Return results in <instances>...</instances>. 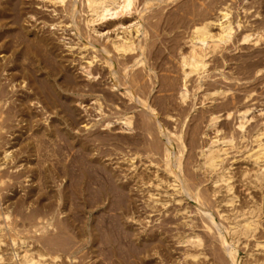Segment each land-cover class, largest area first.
<instances>
[{"label":"bare ground","instance_id":"bare-ground-1","mask_svg":"<svg viewBox=\"0 0 264 264\" xmlns=\"http://www.w3.org/2000/svg\"><path fill=\"white\" fill-rule=\"evenodd\" d=\"M11 1L12 0H10V2H7V4H10ZM47 1L52 2L53 4H59V6L66 3V0H47ZM164 1H166V0H70L68 6L65 7V8H67V10L66 9L65 10L69 14V18H71L70 22H72V19L75 16V13L80 12V19H81L83 25L85 26V28L89 32L93 33L96 38L92 37L93 36L92 35L91 37L94 38L93 41H92V39L89 40L88 39L89 35L87 33L88 31L87 32L85 30H84V32L80 31V29L82 27L80 28L78 26V23L80 22L79 24H81V21H79L77 23L75 20V22H73L75 24L74 34L77 36L78 40L81 39L82 41L78 42V44H77V42H74V43L73 42H71V43L66 42L67 43L66 45L68 46V48H71L74 45L78 46L77 47L78 53L81 56L80 60L85 59V61L80 62L78 64L79 69L81 71L80 73L83 74V77L85 79H87V80L96 79L98 77L97 76L98 72H95V73L92 72L93 70H91V65L96 60H98V61L102 60V63H103L102 65L106 64L108 66V69H109V75L108 74H106V75H107L108 80H110V82H109L110 84L109 85L106 84V86L107 87L109 86L110 89H113L112 91L117 89L119 91V93L122 94L129 101V103H130V101L136 102V100H137V102H138L137 105L140 106V108H142V110L140 109V112H138V115L141 114V120H142V124L144 126L143 129L146 131L147 137H148V139H146V140L144 139V142L147 144V143H149V140L151 139L152 140L151 142H153V143L155 142L154 145L156 143H158V147L160 145V149H161L160 155H162L163 160H164V166H165L164 169L168 172V175H170L168 177L169 178L168 181L166 179H165V181L168 183V186H170L174 189L172 192L180 194L182 191L183 192L187 191L188 196L192 197L195 201L198 202L199 205H198V208L196 210L195 209L194 210L193 209L192 210H185L184 208L183 209L176 208V210H175L176 215H177V213L182 214L181 218L184 220L181 221V224H182L183 228H186V229H184L183 231H180L176 234L171 232L173 238L175 237L174 238L175 241L174 240L172 241V239H173L172 237H170L169 239L172 238L170 241H172L174 243L177 242L178 244L181 243V245L187 244V246L184 247V250H183V248L181 249V247H182L181 245H180L181 247H179V249L183 250V252L180 254L181 259L179 258L180 259L179 261L181 263H185V262L187 263V261L188 262L190 261L191 263H194V264H208V260H209L208 257H206L207 254H205L202 251V248H204V245H205V243L203 244V240H204L203 237L205 236V234L203 236H201L202 232L200 231L201 232V235H200L198 230L196 231V226L198 227V225L195 224V222L197 220L194 222L193 219L195 217L193 218L190 215L191 213L192 214L193 213L197 214V212L199 213L200 210H202L201 207L203 208L204 206H206L205 203L208 201V199L204 198L205 197L204 195L201 196V194L198 192V190H200V189H198L197 191H194V189H191L189 187L190 184H188L189 186L185 185V183L187 184L190 181H188L189 179L188 180L183 179L185 177H184V175H181V172H182V167H183L182 164L184 163V162H182V156H183V153L185 152L184 151L185 150L184 138H186V136L183 137V134L184 133L187 134V131L183 132V128L186 129L188 127L187 122L190 121L189 119L187 120V117L189 116L190 112L195 110V100H197L196 102H198L200 105L210 106L207 109H205L204 112H202V113H204L203 115L202 114H199V115L201 118L205 117L204 120H205L206 124L203 121L202 122H203V124H205V127L207 129L209 128L208 129L209 133H210V130H213V135L209 136L208 140L206 139L207 141L206 142L204 141V144L200 146V148L197 152V154H199V156H200V160L197 162L198 164L195 163V165H196V168H198V170L201 169L202 173H204L207 176L210 175V177H211V174H214V176L211 177V179H210V181L212 182V185L214 184L213 187L215 186L214 187L215 189L213 190L214 193H212L213 191H211V193H212L211 195L216 194V192L219 193L220 191H222L224 195H222L218 199L216 198L217 199L216 205H218V206L215 207V209L217 208L216 210H217V213L219 216H217V214L215 213L216 210L214 211V213L216 214L215 216L221 217V220H219L220 218L218 219L220 221V223L216 222L214 220V218L210 214V212L207 213V211L202 210L203 213H205L207 215V218H205V219H204L205 216L203 217V215H201V212L199 214L201 215V219L203 222L205 233L206 234L211 233L212 235H208L210 237L211 236L213 237L215 235L216 236L215 238H217L218 243H219V246L216 245L219 247V251L221 248V251L223 250L225 252V254H227L229 256L231 263L237 264V257H238L237 256V250H238V246H239L238 244L241 241V239L244 240V241H241L242 243H244V242H246V240H248L249 237H254L255 238V244H254L255 248H258V249L260 248L259 249L260 252L261 251H262V253L264 252V240L258 239L255 235L256 229H257L258 224H259V215H260L261 207L259 206V204H257V201H256V203L248 204V203H245L246 200L244 202L245 204L242 203L243 205H240V206H238V204H237V206H236L235 199L237 198L238 195L233 190V181H232V178L235 174L231 170V168H232L231 163H228L227 165H223L222 163H223V160H225L224 158H225L226 154L228 153L227 152L228 148H230V147L232 148L233 146L235 147L236 143H233L234 139L237 137L236 139L239 140V142L241 143L242 140H244L246 138V136H249L251 138L250 140L255 144L253 147H249L250 149L245 150L246 154L244 155L245 158L249 159L253 165V172L251 173V176H252L251 178H253V179H250V180H252L253 186H255L254 188L259 187V188L263 189V187H264V123L260 124V126L253 127L252 130L248 131V133L246 134V131L248 130V129L246 130V128H247L246 124L249 122V120H251L253 118L252 115L251 116L248 115V112L251 110V108L248 106H245V105L242 107L240 106L241 108H239L235 105L237 107L235 109V111L237 113L236 114L237 120H236V127L233 130H236V128H237L238 131L236 130V131H232L233 133L228 134V132H227V134L219 135L220 134L219 132L222 130L220 128V125H219L220 124L219 122L221 121L219 119L220 118V112L218 114L217 108L216 109L213 108V107H218V106H214L217 102L213 105L212 101L214 99H217V97H219V96H221V98H222V96L226 95V92H228L229 88L225 89V88H222V86H223L222 84H219V85L215 84L218 81L214 80V81L210 82L208 80L206 81L205 79L210 77V74H208V71H209V66L211 65V62L215 63V61H218V60H216V56L218 54H220L221 60L220 59L219 60H220V62L222 61V65L223 64L226 65L227 62H230L228 60L234 59L236 61V64L238 63V66L237 65L235 66V67H237L236 68L237 70H239L238 68H240L241 70L243 69L245 72L251 71L252 73L251 72L250 73L253 76L258 75L257 76L258 79L262 78V80H264V72H263L264 71V0H256V2H257L256 8H254V6H255L254 4H256V3H254L253 5L251 3L248 4V1H251V0H248L247 2L245 0H207V1L205 0V2H202L200 5V6H203L202 10H199V7L197 8L198 10H196V11L194 10L196 8H193V7H192L193 9L192 8L189 9V10H194V12L192 11L193 13H191L192 14L191 17H187V18H189V19H187V23L184 24L182 22L183 25H185V27H183V30H184V28L186 29L184 31V34L182 31H180V33L182 32V34H183V36L181 38V39H183V41L180 42V39H177L178 37L176 38L177 40H175L176 43L178 42V44L176 46V51L174 53V55L177 59V61L174 59L177 62V65L175 64V66L177 67V69H176L177 76L175 77V79L173 78L174 83L171 85L172 86L171 89L174 90V95H176L175 103L179 109L178 110V113H179L178 116L179 117L174 118L175 116H173V114H175V113L172 114V112H173L172 109L174 108L173 106L175 103H170L171 98L168 97L167 103L169 105L171 104L172 107L170 108L169 106L168 107L166 106L167 109L163 110V112H164L163 114L165 115V118L160 119L158 117L160 110L157 111L154 104H151L150 103L151 101L150 102L148 101L150 92L154 88H156V82L153 80V78L156 75L153 74V76H152L149 74L151 71L152 65L150 66V64H151L150 63L149 66L146 67V62L144 59H145L147 53L150 54L151 51L154 50V49L152 50L151 48H153L154 45L157 44V43H155V40L158 41L159 40L158 38L160 37V31H159L155 34V36H154L155 38H153V41L152 40H151L152 42L150 41V38H152V37H150V32L148 34V28H147V25L149 24L148 17H150V13H151L149 11L153 8V6H158V4H160L161 2H164ZM188 1H190V0H187V2ZM198 1L200 2V0H198ZM198 1L195 2L197 5H199ZM79 2H80V7L82 6L81 8H79V5H78ZM181 2L183 3V1H181ZM244 2L247 3V5H244ZM253 2H255V1L253 0ZM174 3H177V2H174ZM190 5H192V3H190ZM252 6H253L252 9H254L253 11L250 9ZM175 8H176V6H175ZM183 8H185V7L183 6ZM188 8H189V6H188ZM233 9H235V12H236V14H234L235 16H233V12H232ZM8 10H9L8 6L7 7H4V6L0 7V27L4 26L6 23L4 20L8 17L9 13L6 12ZM65 10H63L62 12H64ZM170 10H171V8H170ZM180 11H181V8H180ZM133 12L135 14H137V16L134 17V14L132 15ZM158 13H159V11H158ZM178 13H179V11H178ZM241 13H243L242 15L244 16L242 18H245V19L241 18V16H242ZM250 13H251L252 17L256 16L253 21H252L253 18L250 21L247 20L248 15H249V17H251ZM129 14H131V16H133V18L128 19L129 23L124 25L126 23L124 18L127 17ZM189 15H190V13L188 14V16ZM180 18H182V17H180ZM180 18H178V19L180 20ZM107 19H111V20L105 21ZM166 19H168V18H166ZM175 20H177V19L175 18ZM58 21H61V20H58ZM100 21L101 22L105 21L104 23H106L105 25L107 27L104 26V28L106 27L108 29L109 27H113V28H111L113 30L112 36H110L108 33L104 34L103 32H100V30L97 28V26L94 25ZM184 21H186V20H184ZM168 22H169V20H168ZM154 23H156V22H154ZM176 23H177V21H176ZM176 23L173 25H176ZM178 23H180V21ZM165 24H167V23H165ZM178 25L183 26L182 24H178ZM149 26H150V24H149ZM154 26H155V24H154ZM179 26H177V28ZM10 27H11V25H10ZM10 27L5 30V33L3 32L4 35L0 36V52H3V54L1 53L2 56L0 57V150H1L0 151V264H5L6 263L5 262L6 261L5 256H10V255L4 254V252L7 251V247L6 248L2 247L4 245L5 246L7 245V243H6L7 241H8V245L11 246L8 249H10L12 252V253H10L11 254L10 258H11L13 264H61L60 262H57V261L59 258H61L62 254H64L63 256L64 257L66 256L67 258L70 259L69 261H71L72 258L76 259V254L79 251L84 250V249H86L85 255H87V256L89 255V257L91 256V257H94L95 259H97L96 261L94 260L95 264H160V263L161 264H168L169 261H171L170 260V254L171 253L169 254L168 251L166 250V246H167L166 243L168 242L167 238L169 237V236H167L168 235L167 233H169L170 230L168 232V230H165L167 227H165L164 225H166V224H161L162 222L165 223L167 218H164V220L161 223H159V226L157 225V227L163 226L162 228H159L160 230H159L158 234H156L155 231H152L150 229L151 231L149 234L144 233L145 236H142L143 234H141V233L139 234V230L137 229V227L134 228L135 224H133L134 227H133V225H132V227L135 230L137 229L136 232L131 228V226L128 227L129 224L126 225L124 223V222H126V219L124 221L123 214L125 211L127 212L126 213L127 215L129 213H131L129 205L131 206L130 203L132 200V198H130V194L132 192H130V194L126 192V188H127L126 187V182H127L126 179H125L126 182H124V180H123V183H125V185H123V184L120 185L121 186L120 189H117L118 187H116V186H118V185L115 186L116 192L110 188L111 191L113 190L115 192L114 196L116 197L115 198L116 201L112 197H111V199H113L115 202H118L117 200H119V203L120 202L122 203L120 205H116V206H119L118 210L120 209V212L117 211V214H115V216H114V214H113L114 212L111 209L112 212H110V213L113 214V216H114V217L112 216L113 218L111 216H109L110 214L108 212L107 213L109 215L106 214L105 208H107L108 205H105V208L103 205L105 204L106 199L109 202V200H108L109 198L108 197L106 198V195H105V198L100 197L101 200L97 199L93 202V205H91L92 208H93V206H98V207L100 206L102 211H105V212H103V214L101 212V214H102L101 216H99L100 213L98 212L99 214H98V217L96 218V217L92 216V214L94 215V213H92V214L90 213L92 208L87 207L85 204V201H88V200L84 199V196L83 197L81 196V195H83V192L81 189L82 187L78 186V188H76V185L78 184L77 181L81 180V178L78 180H77V178L75 179L76 180L75 182L77 184L73 181L74 175L71 178L73 180H71L69 178L72 181V183L74 182V184H76V185H74L75 187H72L73 189H71V191H68L64 187H59V188H62L61 191H58L59 194H53V193H55L54 190H53L54 191L53 193H52V191H51V193H50V191H47V192L44 191V189L47 186L46 185L47 184V177H46L47 176V174H46L47 167L42 166L43 163L45 162V160H42L43 162H41L40 163L41 165H39L40 159L42 158V157H40V159L37 158L38 159L37 165H39V167L37 166V168H35L36 169L35 172H38L36 174L39 175V183H38L39 186H37V188H36L37 190L35 192H33L35 190L34 189L35 187L33 186L34 184L31 183L32 186L34 187V188L32 187L33 189L29 188L30 190L26 191L25 194H21L20 195L21 197H19V195H18L17 200L14 199L16 201L11 200V199H13L12 195L14 194V192L12 195H9L10 193H7V192L12 190V187L15 186V184H18L16 182L19 181L20 178H22L21 176H23L27 170H28L27 172H29V170H30L31 173H33V171H34V170L32 171V169L29 168L30 165L25 166V165H22L20 163V161H22V159H23V156L25 157L27 155V154L24 155V153L34 154L32 147L35 144H36L35 153L37 154V151H39L38 149L36 150V148L39 146L38 145L39 143L38 142L34 143L35 140L32 139L33 137L37 138L39 133H38L37 137L34 136V134L32 136H30V133H29V136L26 135V137H24V138L21 137V135H23L27 131L31 130L34 127V125L40 124L39 123L40 120L41 121L47 120L48 116H46V114L53 112V110H52L53 108H56V110H57V106H61V107H63L64 110H67V111L69 109H71L70 108L71 106H69L70 104L68 105V101L70 100L72 102L73 100H71V99L73 97L70 96L67 92L77 93L79 91L81 92L82 90H86V88L82 89L81 86L83 84L85 85L86 82L87 83H91V82H88L85 80V82L83 81L84 83L80 86L81 82L79 81V79L81 80V78L77 79L78 76L76 77V76H74V74L71 77V75L69 74L71 71L66 72L67 71L65 69L66 67L63 68V66H60V68H58L59 65H58V67L54 66L51 64V62H48V64L49 63L50 64L45 65V66H43L44 63L41 64L40 56L36 52L37 50H35V47L32 46L34 44H36V47H38L39 49L43 48L44 50L43 49L42 50L44 52L48 53L47 56H49V58H51V61H53V63L55 61H58V60H59V62L63 61V59H64V57L62 59V57L58 56V54H57V47L58 46L56 44H54V42H53L54 40H51L48 37V35L46 37L43 35H38L35 39H33V38H29V36H27V34H26L25 36L23 35L24 37L23 36L22 37L16 36L17 40L16 39L13 40L11 38L12 36L10 35V33L12 32V28H10ZM169 27H172V26L169 25ZM160 28H161V26H160ZM172 28L174 29L175 27H172ZM69 30H70V28H69ZM167 31H169V30L167 29ZM153 32H155V31H153ZM20 33H21V31H20ZM176 33L177 34H175V36L178 35L179 32H176ZM180 33H179V35H181ZM175 36H172V37H174V39H175ZM172 39H171V41H172ZM164 41H166V40H164ZM14 42H16V44ZM172 42H174V41H172ZM231 42L232 43H238L240 45L241 44L242 45L243 44L250 45V47H247L248 49L253 47V46L260 47V45L261 46L263 45L262 49H261V47L260 48L257 47L258 49L256 48V50H257L256 53L258 54V51L260 49L259 54H261V52H262V55L261 56H257V55L255 56V54H253V53H255L256 50L252 51V49L254 48L253 47L250 50V53H249V51H248V53L246 52L247 54L251 55L250 57H249V55H247L244 52L249 57V59L241 58L242 54L240 52H238L239 54L236 53L238 55V57L236 54L235 55L231 54L228 56L227 53L225 52V50H227V48L229 47L227 45L230 44ZM162 45H163V43H162ZM164 45H166V44H164ZM87 46H90L95 51H93V52L89 53V55L85 56V54L83 55V53L87 52ZM155 47H157V46L155 45ZM33 48H34V50H33ZM160 49H161V47H160ZM83 50H85V51L83 52ZM96 51H99V53H101V56L99 55L98 59H97L98 52H96ZM157 51L158 52L151 53V54H154V56L159 59L162 56L161 55L162 52H160L159 50H157ZM223 52H225V53H223ZM245 54H244V56H245ZM252 54L257 58L254 59L252 57L253 56ZM43 55L45 56L44 53H43ZM59 55H60V53H59ZM169 55H171V54H169ZM247 56L245 58H247ZM150 57H151V55H150ZM1 60H3V61H1ZM234 60H233V62H234ZM220 62L218 64H220ZM115 63L117 64V66L121 70L119 73V76H120V74H122V79H123L122 81H118L115 78V75H114L115 70L112 68L115 66L114 65ZM58 64H60V63H58ZM215 64H212V65H215ZM231 64H230V66L234 67V65H231ZM137 65H139L140 67L138 66L139 67L138 68ZM227 65H229V64H227ZM155 66H157V65H155ZM158 66H160V64H158ZM163 66H164V64H163ZM235 67L233 69H235ZM134 68H137V69L135 71H132V70H134ZM212 68H213V66H212ZM115 69H116V67H115ZM158 69H159V67H158ZM68 70H69V68H68ZM142 70L143 71L148 70L149 73H147V72L143 73ZM166 70L168 71V69H166ZM231 70H232V68H231ZM100 71L103 72L104 70L103 71L100 70ZM224 71H222L220 73L221 79L219 76H218L219 78L218 77L217 78L220 79V82H225L226 80H227V83H228V80H229V82H231L232 81L231 79L234 78L233 73L232 72L227 73ZM160 72H162V71H160ZM146 75L148 76V78L145 80ZM170 75H171V73H170ZM1 76H3V78H1ZM171 76L173 77V75H171ZM194 76L196 77V78H194L195 79L194 84L192 86H190V84L188 82L191 83L192 82L191 78H193ZM234 76H236V75H234ZM244 76H246V75L244 74ZM104 77H105V75H104ZM158 77L160 78L161 76H158ZM236 77H238V76H236ZM162 78H161V80H162ZM2 79L4 80V82H2L3 81ZM102 79H104V78H102ZM102 79H100V80H102ZM156 80L159 81L160 79H156ZM167 81L169 82V80H167ZM258 81H256V83L259 84ZM17 82H18L19 87L26 90V91L22 90L23 96H21L20 98H15L13 96V95H15V94H13L14 92H16V93L18 92L17 91L18 89H16L17 88L16 87ZM92 82H93V80H92ZM107 82L108 81H106L105 83H107ZM98 84H97V87H98ZM84 85L82 87L86 86V85L85 86ZM158 86H157V88H158ZM93 87H94L93 85H90L89 87L87 86V88H89L88 89L89 91H91V90L94 91ZM202 87H203V91L202 92L200 91L201 92L200 96L196 97V92L198 90H200ZM139 88H140V93L142 96L139 95V92L137 91V90H139ZM98 89H99V87L95 90H98ZM100 89H99V92L102 91V89H101V91H100ZM106 89H104L103 91H105ZM154 90H156V89H154ZM245 90H244V92H245ZM247 90H249V88ZM250 91L251 90H249V92L246 94L243 93L245 95L244 96L242 95L243 96L242 101L246 100V98L249 99L248 97L253 93ZM83 92H85V91H83ZM107 93L109 94L108 89H107ZM166 93L168 94L170 92L168 91ZM115 94H117V92ZM79 95L81 97V94H79ZM79 95H76V96H79ZM98 95H99V93H98ZM157 95H159V94H156V96ZM197 95H198V93H197ZM15 96H17V95H15ZM96 96L94 94L93 97L92 96H90V97L96 98ZM17 97H19V96H17ZM113 97L114 96H112V98ZM119 97H120V95H119ZM155 97L153 96L152 99H154ZM241 97H237V98H241ZM102 98H103V96H102ZM105 98H107V97L105 96ZM108 98L111 99L109 96H108ZM114 98H116V97H114ZM121 98L123 99L122 96H121ZM221 98L219 97L218 99H221ZM230 98H229V100H230ZM16 99H18L17 102H16ZM109 99H107V100H109ZM77 100H79V98ZM83 100L84 99L82 98V101H80V102H83ZM96 100H97V109L101 110L102 109L101 105L103 103L99 102L98 99H96ZM111 100L114 101V99H111ZM159 100H160V98H159ZM161 100H162V98H161ZM231 101L233 102L232 99H231ZM236 101H238V100H236ZM153 102H155V101H153ZM221 102H222V106H224L225 107L224 109L226 110V112H224V113H226L225 115L227 117L228 116L230 117V114L232 111V110L230 111L231 108L227 107L228 104L226 101L225 102L221 101ZM232 102L231 103L229 102V103L233 104L234 102L233 103ZM131 103H132V106L135 105V103L134 104H133V102H131ZM237 103H239V102H237ZM243 103H245V102H243ZM243 103H241V104H243ZM32 105H35L34 108L36 110L33 109ZM114 105L116 107L115 108V110H116L118 108L117 104H114ZM218 105H219V103H218ZM138 106H137V108H139ZM231 106H234V105H230V107ZM108 107H109V105H108ZM37 108H39V109L37 110ZM136 109L134 111H136ZM98 110H96V111L98 112ZM220 110H223V109H220ZM134 111H133L132 107H129V106H123L122 107L121 106L120 111H119L120 114L117 115L118 117L116 119V122L119 124V125L117 124L118 128H117L116 124L114 123L115 119H113V121H112V119L106 120L105 122L102 123V125L107 130H111L109 128H111V126L114 123L115 126L114 125L113 126L116 127L117 130H119V131L125 132L127 134L132 133V132L135 133L136 131L134 132V129H135L134 123L136 120H134V119H136V116L134 115ZM110 112L113 113L111 110H109V113ZM114 112L116 113V111H114ZM261 112L264 116V107H263ZM135 113L137 114V112H135ZM58 115H60V114H58ZM76 115H78V114H76ZM161 116H163V115L161 114ZM226 116H225V118H227ZM72 118H73V116H72ZM65 119H67V118H65ZM63 120H64V118H63ZM74 120H75V118H74ZM196 120L198 121V118ZM56 121H57V119H56ZM67 121H66V124L69 126L71 122L68 123L69 121L68 122ZM195 123L201 124V121L195 122ZM195 123H193V124H195ZM198 124L196 126L195 125L194 126L195 127L198 126V128H199ZM56 125H57V123H56ZM138 125H140V124H138ZM169 125H170V128L168 127ZM190 125H189V127H190ZM41 126H42V124H41ZM41 126L38 127V125H37L35 128L44 127V126H42V127ZM52 126L53 125L51 123H48V126L44 127L45 130L44 129L43 130H44V136L47 137L46 138L47 141L51 140V142L52 141L54 142V140H53L54 138L52 139V136H53L55 130L52 128ZM194 126L192 128H194ZM70 128H72V127H70ZM192 128H191V130L187 128L188 130H190L189 131L190 133L193 132L192 130H194ZM248 128L250 129L251 126H249ZM202 130H205V128H203ZM94 131L96 132V130H94ZM122 132H120V133H122ZM237 132H238V134L234 135V133H237ZM63 133L66 134V131H64ZM97 133H99V132H97ZM125 133H122V134H125ZM99 134H100V137L103 136V135L101 136V133H99ZM193 134H191V136ZM40 135H41V133H40ZM56 135H57V133H56ZM60 135H62V133H60ZM95 135H97V134L95 133ZM118 135L120 137V134H118ZM130 135H128L125 138L121 137L122 143H124V144H122L121 142H120V144L123 145V148H124L125 144L127 145V147H129V146L135 147L136 146V148H137L138 146H140L142 141H143L142 140L143 138L140 137V139H138L135 137H131ZM135 135H138V132L135 133ZM194 135H196V134H194ZM74 136H73V138H74ZM91 136H93L95 138L94 134ZM110 136L112 137L114 135H110ZM125 136H126V134H125ZM162 136H165V141H162ZM194 137H196V136H194ZM44 138H41V137L39 138L40 144L42 143V141H43L42 139H44ZM59 138H60V136H59ZM85 138H86V135H85ZM87 138H89V137H87ZM108 138H110V137L107 136V139ZM116 138L114 137L113 140ZM97 139H99L98 136H97ZM80 140H82V138ZM93 140H94V142H96L95 139L90 140V142ZM12 141H14V142H12ZM63 141H64V139H63ZM85 141H83V143ZM110 141L111 140H109V142ZM188 141L192 142L191 138H190V140L188 139ZM188 141H187V143H188ZM194 141H196V140H194ZM51 142H49V143H51ZM87 142H88V140H87ZM114 142H115V140H114ZM43 143H46V142L43 141ZM49 143H47V144H49ZM66 143H67V141H66ZM69 143H70V145L72 144L71 141ZM78 143L75 145L78 146L79 145ZM64 144H65V142H64ZM199 144L200 143H198V145ZM16 145H18V148L16 150L13 148L15 150L14 151L12 149V147H14ZM67 145L69 146L68 143H67ZM90 145L91 144H87V146H90ZM100 145H101V143H100ZM105 145H106V143H105ZM110 145H112V143H110ZM113 145H115V144H113ZM117 145H116V147H117ZM198 145H195V146H198ZM62 146H64V145H62ZM84 146H85V144H84ZM188 146H190V145H188ZM71 147H73V146L71 145ZM94 147H96V146H94ZM116 147H114V148H116ZM118 147H119V145H118ZM147 147H146V149H147ZM69 148H67V149H69ZM58 149L61 150V148H57V150L55 149L56 153L59 151ZM75 149H76V147L74 146V150ZM79 149L83 150V147L77 149V151H79V153H80ZM88 149H90V148H88ZM121 149L122 148H120V150ZM128 149L129 148H127L126 152H128ZM135 149L134 148L129 149V150H134V152L131 153V154H133L132 155L133 157L129 158L128 160L126 157V160L129 164V167H132V169L134 171L136 169V167H135L136 165H134V164H136V163H135V161L133 162V158L138 159V161L137 160L136 161L139 162V158H136V156H139V152L137 151V149L136 150ZM160 149H158V150H160ZM42 150H44V149H42ZM42 150H41V153H39L41 156L44 154V153H42ZM45 150H46V148H45ZM47 150L45 153H47L49 151V150L48 151ZM99 150H101L102 152H105L102 149H99ZM67 151L65 149L66 153H67ZM91 151H92V149H91ZM191 151H192V149H191ZM59 152H60V154L62 153L61 151H59ZM69 152L71 154V152H73V151H69ZM140 152L143 153V151H140ZM48 153L53 154V152H48ZM82 153L83 152H81L80 155ZM84 153H86V152H84ZM84 153H83L82 160H84L86 158V157L84 158ZM152 153H153V151H152ZM152 153H149V155ZM107 154H108V151H107ZM129 154H130V152H129ZM54 155H55V153L53 154V156ZM75 155L77 157L78 152ZM80 155H78V156H80ZM143 155H144V153H143ZM28 156L29 155H27V157ZM51 156L49 157V155H48V157H49L48 159H51ZM92 156L95 157L94 155H92ZM145 156H148V155H145ZM199 156H197V157H199ZM44 157L46 158L47 155ZM65 157H67V156H65ZM71 157H73V156H71ZM124 157H125V155L121 158L123 159ZM150 157H152L154 159V156H150ZM68 158H69V156H68ZM68 158H66V159H68ZM78 158H81V157H78ZM172 158H174V161ZM190 158H192V157H190ZM25 159L28 160L26 157H25ZM54 159H56V158H54ZM58 159L59 158H57V161H59ZM31 160H32V158H31ZM94 160H96V159L94 158ZM154 160H156V159H154ZM190 160H192V159H190ZM190 160H188V161L190 162ZM68 161H67V163H68ZM73 161H75V160H73ZM90 161L91 160H88L87 162H89V164H90ZM48 163H50V161ZM54 163L56 165V160H55V162H53V164ZM57 163H59V162H57ZM64 163H62V164H64ZM70 163H68V164H70ZM73 163H75V162H73ZM73 163L71 164L72 167L74 165ZM191 163H194V162L191 161ZM44 164H46V163H44ZM84 164H86V163H84ZM98 164H100L102 166L103 163L101 162ZM121 164H123V163H121ZM142 164H143V162H142ZM151 164L152 165H150V166H153V165L155 166L154 163L151 162ZM48 165H51V163ZM80 165H77V166L75 165V166L80 167V168L84 166L83 170L86 172V169H85L86 165H83V166H80ZM88 165H87V168L90 167V169H91L92 165L91 166H88ZM104 165L105 164H103V168L107 169L106 167H104ZM56 166H58V164ZM66 166H67V164H66ZM101 166L100 167L98 166L99 168L96 166L95 167L92 166L93 173H96V175L90 174L91 176L89 177V181H88L89 187H92L93 183H94V185L96 183L98 188H99L98 184L104 183V182L101 183V181L104 180L103 179L104 176H103L102 172H105L107 174H108V172L105 171ZM125 166H126V164H125ZM150 166H148L149 169H150ZM52 167H54V166H52ZM58 167H56V168L58 169ZM144 167H146V166H144ZM63 168L65 169L64 166H63ZM155 168H157V167L155 166L154 169ZM184 168L185 167H183V169ZM74 169H72V170H74ZM76 169H78V168H76ZM132 169H131V171L134 172ZM145 169H148V168H145ZM48 170H49V168H48ZM60 170H61V167H60ZM101 170H103V171H101ZM142 170L143 169H141V171ZM187 170H189L188 166H187ZM247 170H244V172H241L240 176L242 179L249 175V172ZM52 171H56V170L53 169ZM68 171H66V172H68ZM109 171H110V169H109ZM114 171L115 170H113V173H114ZM57 172L58 171L51 173V169H50V173L48 172L49 174H52V176L50 178L51 182L53 181L52 177L54 175H56V174L53 175V173H57ZM61 172L63 173V170H61ZM125 172H126V170L123 173H125ZM43 173H45L46 176L43 175ZM78 173H80V172H78ZM86 173H87L86 176H89L88 170ZM101 173L103 176L102 177L103 180L101 179V181H98V176ZM113 173L111 171V174H109V175L105 174L106 175L105 177L110 176L108 178V180H110V181H107V182H109L110 185L112 184L111 187L114 188L113 183L116 180L115 178L118 175H120L121 172H118V175L116 174L117 176L115 175V173L114 174ZM137 173H133V174H130V172L128 173L129 176L131 175L130 178H132L134 181H135V179H137L136 185L145 184L147 182L149 183L150 179L153 180V178H154L155 179L154 183H151V185L152 184L155 185V188H156L157 186L161 185L160 181H164L161 178L156 179L157 177H159V176H157V174H155V175L151 174V176L148 174L151 178L149 176L147 178V177H145V175L143 176V174H137ZM142 173H143V171H142ZM153 173H154V171H153ZM97 174H98V176H97ZM153 175H154V177H153ZM37 176H36V178L38 179ZM40 176H41V178H40ZM43 176H45L44 179H43ZM182 176H183V178H182ZM207 176H206V178H207ZM30 177H33V176H30ZM34 177H35V175H34ZM63 177L64 176H62V178ZM68 177H70V174ZM75 177H80V176L77 175ZM189 177H190V174H189ZM55 178H53V179H55ZM113 178H114V180H113ZM187 178H188V176H187ZM191 178L192 177H190V179ZM32 179H31V182H32ZM48 179H49V177H48ZM69 179H68V181L71 182ZM105 179L107 180V178H105ZM106 180H104V181H106ZM184 180H186L188 182H185ZM128 181H129V177H128ZM130 181L127 183L129 185V187L133 186V185H130L131 184ZM35 182L37 183V181H35ZM48 182H50V181L48 180ZM19 183H21V180ZM132 183H135V182H132ZM190 183L192 186L193 183L192 182H190ZM31 184H30V186H31ZM105 184H107V183H105ZM79 185H80V183H79ZM83 185H86V184H83ZM68 186H70V185H68ZM139 186H140V188L144 187L141 185H139ZM139 186H135V187H138L136 189H140ZM43 187H45V188H43ZM84 187H87V186H83V188ZM165 187L167 188V185ZM59 188H58V190H60ZM106 188H108V194H109V187H106ZM157 188L155 190H157ZM248 188H249V185H248ZM130 189L132 190L131 187L129 188V190ZM146 189H145V191H146ZM88 190L90 191V189H88ZM88 190H86V191H88ZM93 190H96V189H93ZM149 190H151V189H148V191ZM16 191H17V188H16ZM96 191H97V193L99 192V190H96ZM263 191H264V189H263ZM160 192H161V190H160ZM33 193L35 194L34 197H33ZM90 193H92V192L90 191ZM110 193H112L111 194V196H112L113 192H110ZM165 193H167V192H165ZM16 194H14V195H16ZM87 194H89V192ZM155 194H157V193H155ZM95 195H96V193L92 196H95ZM153 195H154V193L150 192L148 195V198H151L152 202L154 203V202L158 201L157 200L158 198L155 199L154 198L155 195L154 196ZM97 196H98V194H97ZM14 197H16V196H14ZM248 197L251 199V195H248ZM174 198H176V197L174 196ZM166 199L167 198L163 199L164 201L163 200L160 201L163 206H164V204H166V203H164V202H166L165 201ZM216 199L214 200V202L216 201ZM113 200L112 201L110 200V201L114 203ZM134 200H132V201H134ZM146 200H148V199L146 198ZM175 200H178L180 203L181 200H183V197L182 198L177 197V199H175ZM249 200H247V201L249 202ZM253 200L251 199L252 202H253ZM10 201H14V202H10ZM80 201H81V204L83 202L85 208H88L87 212H84L81 209L80 210L78 209V211L75 209L76 205H78L80 203ZM33 202H34V204L36 202V205H38V206L35 207ZM55 202L56 203L58 202L59 204L62 202L64 204L68 205L69 207L67 206V209H69V210H70V206H71L72 208H74V210H76V212H78L80 214H77L74 217L73 215H74V213L76 214V212H74L72 210L73 212H71V214L73 213L72 214L73 218H71V216L69 214H65L67 212V209H66V212H64L66 206H64V207L62 206V209H64L63 212H64L65 216H61L60 219H58L55 222L53 220L54 217L56 216V215H54V212L57 211L58 208H56L57 210L55 209L54 212L51 211L53 205L56 206L58 204V203L55 204ZM208 203L207 204L210 207V204L213 202H208ZM219 203L226 204L228 206V208H226V209H227V211H229V213H225L224 211L219 210V209H221V208H218L220 206ZM260 203H261V201H260ZM28 204L33 205L34 207L31 206L29 211L25 212V208L26 209L29 208ZM146 205L150 206L149 211L150 210L152 211L153 209L158 210L155 207V203L152 205H150V203H147ZM216 205H214V206H216ZM88 206H90V204ZM111 206H113V205H111ZM160 206H159V208L162 209V207H160ZM21 207H23V208L21 209ZM54 207H53V209H54ZM80 207H82V205ZM113 207H115V206H113ZM132 207H134L133 203H132ZM176 207H178V206H176ZM110 208H112V207H110ZM185 208H186V206H185ZM15 209L18 212L22 213V215H23V216H19V218L22 217L21 220H23V221L20 220L21 221L20 223L18 222L19 220L16 221V219L13 218L14 215H13L12 211L13 210L15 211ZM187 209H188V207H187ZM134 210L132 212H134ZM59 211L61 212V208L59 209ZM166 211H168V210H166ZM180 211H182V213ZM262 211H264V210H262ZM63 212L61 215H63ZM170 212H172V211H170ZM15 213H16V211H15ZM20 213H19V215H21ZM69 213H70V211H69ZM85 213H86V215H85ZM162 213H164V212H162ZM126 214L124 216H126ZM95 215L97 216L96 213H95ZM129 216L130 215H128V217ZM134 216H136V215H134ZM130 217L132 218L133 215H131ZM56 218H57V216H56ZM26 219L28 221L27 223L25 221ZM127 220H129V219H127ZM138 221H139V219H138ZM168 221H171V220L169 219ZM178 224H180V223H176V225H178ZM181 224H180V226H181ZM174 225H175V223H174ZM27 226L29 228H27ZM19 227H22L23 229L19 228ZM164 227H165V229H164ZM201 227H202V225H201ZM177 228L180 229V227H177ZM143 229H145V228H143ZM143 229H141V230H143ZM156 229H153V230H156ZM67 232H70L72 234V237L67 236L66 235ZM148 232H149V230H148ZM28 233L29 234L30 233L35 234V236L34 237L32 236V237L35 239V242L37 244H39V246H36V247L32 246L31 247L28 245V243L25 241L26 238L28 237L27 236ZM165 233L167 235H165ZM71 234L68 233V235H71ZM262 234L264 235V233H262ZM65 235L67 237H69L70 239L71 238L72 239L71 240L68 239L67 237H65ZM73 236L78 238L75 242H71V241L75 240V239L73 240V238H75ZM166 236H167V238H166ZM170 236H171V234H170ZM206 237H207V235H206ZM210 237H208V238L210 239ZM258 237H260V235H258ZM6 238L8 239L7 241H6ZM213 239H214V237H213ZM213 239H211V241L215 242ZM205 241H206V239H205ZM33 242L34 241H32V243ZM206 243H207V241H206ZM2 244H4V245H2ZM168 244H169V246L173 247L170 243H168ZM210 245H211V242H210ZM208 246H209V244H208ZM214 249H216L215 251L217 252L218 248L217 247L215 248V246H214ZM214 249L212 247V250H214ZM4 250H6V251H4ZM212 250H211V252H212ZM256 251H258V250H256ZM246 253H247V251H246ZM152 254L156 255L157 258H159L158 263H157L158 259H155L154 261L151 260L153 258H156L154 256H153V258H151ZM252 254L250 253V256H252ZM77 255H79V254H77ZM201 255H203L202 258H200ZM218 255L221 256L222 254H218ZM80 256H82V255L80 254ZM97 257H99L100 259ZM176 257H177V255H176ZM205 257L208 259L207 261H205L206 260ZM77 258H78V256H77ZM80 258L81 257H79V259ZM84 258H86V256H83V260H84ZM174 258H175V255H174ZM218 258H219V256H218ZM249 258H251V257H248V259ZM90 259H92V258H90ZM216 259L217 258H215L214 261ZM221 259H223V258H221ZM221 259H220L221 262H225V258H224V261ZM176 260H177V258H176ZM245 260H246V258H245ZM72 263H73V260H72ZM91 264H93L92 261H91ZM217 264H219V263H217ZM226 264H228V262ZM241 264H264V255H263L261 260H258L257 258H253V260L251 259L248 261H243Z\"/></svg>","mask_w":264,"mask_h":264},{"label":"rangeland","instance_id":"rangeland-1","mask_svg":"<svg viewBox=\"0 0 264 264\" xmlns=\"http://www.w3.org/2000/svg\"><path fill=\"white\" fill-rule=\"evenodd\" d=\"M69 1L70 0H66V3L65 4H62V5H60L59 6V4H53L52 2H49V1H47V0H12L11 1V3L10 4H7V2H10V0H0V7H7L8 6V8H9V10L8 11H6L7 13H9L8 14V17L4 20L6 23H5V27L4 26H2V27H0V36L1 35H4V33H5V30L6 29H8L9 27H10V25H11V27L10 28H12V32L10 33V35L12 36L11 38L13 39V40H15L16 39V36H20V37H22L23 35L25 36L26 34H27V36H29V38H33V39H35L38 35H43V36H47L48 35V37L51 39V40H54L53 42H54V44H56L58 47H57V54H58V56L59 57H62V59H63V57H64V59H63V61H60L59 62V60L58 61H55L54 63H53V61H51V58H49V56H47V54L48 53H46V52H44L43 50V48H38V47H36V44H34V45H32L33 47H35V50H37L36 52L38 53V55L40 56V61H41V64L42 63H44L43 64V66H45V65H49L48 64V62H51V64L52 65H54V66H57L58 67V65H59V67L58 68H60V66H63V68H65L67 71L66 72H70L69 74L71 75V77L73 76V74H74V76H78L77 77V79L78 78H81V80L79 79V81L81 82V84H80V86L85 82V80L86 81H88V82H91V83H85V87H82L81 86V88L82 89H84V88H86V90H82L81 92L79 91V92H77V93H74V92H67L70 96H72L71 98V100H73L72 102L69 100L68 101V105L69 106H71L70 108L71 109H69L68 111L67 110H64L63 109V107H61V106H57V110H56V108H53L52 110H53V112H50L49 114H46V116H48V119L47 120H40L39 121V123L40 124H37L38 125V127H40L41 126V124H42V126H44V127H47L48 126V123H51L53 126H52V128L55 130V132H54V134H53V136H52V139L54 140V142L52 141L51 142V140H49V141H47V137L46 136H44V127H42V128H35L37 125H34V127L31 129V130H29V131H27L26 133H24L23 135H21V137H26V135L27 136H29V133H30V136H32L33 134H34V136H36L37 137V135H38V133H39V135H38V137L37 138H35V137H33L32 139H34L35 141H34V143H36V142H38L37 144L39 145H37L38 147L36 148V150L38 149L39 151H37V154L35 153V146H36V144L32 147L33 148V151H34V154H29V153H24V155H29L28 157H27V155L25 156L28 160H26L25 159V157L23 156V159H22V161H20V163L22 164V165H25V166H29V168H31L32 169V171H33V173H31V171L29 170V172H25V174L23 175V176H21L22 178H20L19 179V181H17L16 183H18V184H15V186H13L12 187V190H10L9 192H7V193H10L9 195H12L13 194V192H14V194H16V195H12V197H13V199H11V200H14V199H16L17 200V197H18V195H19V197H21L20 195L21 194H25L26 193V191H28V190H30V189H33L34 187V191L33 192H35L37 189V186H39L38 185V183H39V175L38 174H36V173H38V172H35V168H37V166L39 167V165H41L40 163L41 162H43L42 160H45V162L44 163H46V164H44L43 163V165L42 166H44V167H47V170H46V174H47V176H46V174L45 173H43V175H45L46 177H47V186H46V188L45 187H43V188H45L44 189V191L45 192H47V191H50V193H51V191H52V193L55 191V193H53V194H59L58 193V191H61L62 190V188H59V187H64L65 189H67L68 191H71V189H73L72 187H75L74 185H76L77 183V185H76V188H78V186L79 187H82L81 189H82V192H83V195H81L82 197L84 196V199H86V200H88V201H85V204H86V206L87 207H91L92 208V206L91 205H93V202L95 201V200H97V199H100L101 200V198L100 197H104L105 198V195H106V198L108 197L109 199V202L107 201V199L105 200V204L103 205L104 206V208H105V205H108L107 206V208H105V211H106V214L107 215H109V216H113V214H114V216H115V214H117V211L118 212H120V209L118 210V207L119 206H116V205H120V204H122L121 202L119 203V200H117L118 202H115L116 201V197L114 196L115 194V192H116V189H115V186L116 185H118V186H116V187H118L117 189H120L121 188V186L120 185H125V183H123V180H124V182H126V180H127V182H126V192L127 193H129L130 194V192H132L131 194H130V198H132V200H134V201H132L131 200V206L129 205V208H130V212L131 213H129L128 215H133V217L131 218L130 216L128 217V215L126 214L127 212L125 211L124 212V214H123V218H124V221H125V219H126V222H124L126 225H128L129 224V226L128 227H130L131 226V228L133 229V227H134V225L133 224H135V227L134 228H136L137 227V229L139 230V234L141 233V234H143L142 236H145L144 235V233H146V234H149L150 233V231L152 230V231H155V233L156 234H158L159 233V228H162V227H157V225L159 226V223H161L163 220H164V218H167V220L165 221V223L164 222H162L161 224H166V225H164L165 227H167L166 229H165V227H164V229L165 230H168V232H169V230H170V232L169 233H165V235H167V236H169L168 238H167V236H166V238H167V246H166V250L168 251V253L170 254V260L171 261H169V263L168 264H185V263H181L179 260L181 259V253L183 252V250H184V247H186L187 246V244L185 245V244H182L181 245V243H177V242H172L173 240H174V238H173V236H172V233H174V234H176V233H178V232H180V231H183L184 229H186V228H183V226H182V224H181V221H183L184 219H182L181 218V215L182 214H180V213H177V215L175 214V210H176V208H181V209H185V210H196L197 208H198V202L197 201H195L192 197H190V196H188V193H187V191H185V192H181L180 194L179 193H175V192H172L174 189L172 188V187H170V186H168V183L165 181V179L168 181V177L170 176V175H168V172L164 169V160H163V157H162V155H160L161 154V149H160V145H159V147H158V143H156L155 145H154V143L153 142H151L152 140L150 139L149 140V143H145L144 142V139L146 140V139H148V137H147V133H146V131L143 129L144 128V126H143V124H142V120H141V114H139L138 115V112H140V109L142 110V108H140V106H138L137 104H138V102H137V100H136V102L135 101H130V103H129V101L122 95V94H120L119 93V91L116 89V90H114V91H112L113 89H110L109 88V86L107 87L106 86V84L107 85H109L110 83V80H108V78H107V75L106 74H108L109 75V69H108V66L106 65V64H104V65H102L103 63H102V60H100V61H98V60H96L92 65H91V70H93L92 72H98V77L96 78V79H89V80H87V79H85L84 77H83V74L82 73H80L81 71H80V69H79V66H78V64L80 63V62H83V61H85V59L83 60H80V58H81V56L79 55V53H78V49H77V47L78 46H76V45H74V46H72L71 48H68V46L66 45L67 43L66 42H77V44H78V42H81L82 40L80 39V40H78L77 39V36L74 34V29H75V24L73 23V22H75V20H76V22L78 23L79 21H81V19H80V12H76L75 13V16L73 17V19H72V22H70L71 21V18H69V14L67 13V8H65V7H67L68 6V4H69ZM181 1H183V3L181 2ZM198 0H190V1H188L187 2V0H166V1H164V2H161L160 4H158V6H153V8L149 11V12H151L150 13V17H148V21H149V24H150V26H149V24L147 25V28H148V34H149V32H150V37H152V38H150V41L152 40L153 41V38H155L154 36H155V34L157 33V32H159L160 31V37L157 39L158 41H156L155 40V43H157V44H155L157 47H155V45H154V47L153 48H151L153 51H151V53H156V52H158L157 50H159L160 52H162L161 53V58H156L155 56H154V54H148L147 53V55H146V57H145V62H146V67L147 66H149V64H150V66L152 65V67H151V71H150V73H149V71L147 70V71H143V73L144 72H147V73H149L150 75H152L153 76V74L154 75H156L154 78H153V80L156 82V88H154V89H156V90H152L151 92H150V94H149V99H148V101L151 103V104H154V106H155V108H156V110L158 111V110H160V115L158 114V117L160 118V119H164L165 118V115L163 114L164 112H163V110H166L167 108H166V106L168 107H172V105L170 104H168L167 102V99H168V97H170L171 98V100H170V103H175V101H176V99H175V97H176V95H174V90H172L171 88H172V84L174 83V80H173V78L175 79V77L177 76V72H176V69H177V67L175 66V64L177 65V59H176V57H175V55H174V53H175V51H176V46H177V44H178V42L176 43V41L175 40H177V39H180V42H182L183 41V39H181L182 38V36H183V34H184V31L186 30L185 28H184V30H183V27H185V25H183V23L185 24V23H187V19H189V18H187V17H191L192 16V14L191 13H193L194 12V10L196 11V10H198L197 8L199 7V10H202V7L203 6H200L201 5V3L202 2H205V0H200V2H199V5H197L195 2H197ZM207 1V0H206ZM246 2L248 1V0H245ZM252 1V2H251ZM251 1H248V4L249 3H251L252 5L254 4V3H256V4H254L255 6H254V8H256V5H257V2H256V0H254L255 2H253V0H251ZM4 2V3H3ZM173 2V3H172ZM174 2H177V3H174ZM194 2V3H193ZM182 3V4H181ZM187 3V4H186ZM190 3H192V5H190ZM176 4V5H175ZM186 4V5H185ZM45 5V6H44ZM79 8H81L80 7V2H79ZM160 5V6H159ZM185 7V8H183V6ZM189 6V8H188V6ZM244 5H247V3H245L244 2ZM44 6V7H43ZM173 6V7H172ZM175 6H176V8H175ZM140 7V6H139ZM196 8V9H194V10H189L190 8ZM170 8H171V10H170ZM180 8H181V11H180ZM188 8V9H187ZM192 8V9H193ZM201 8V9H200ZM253 8V6L250 8L252 11L254 10V9H252ZM55 9V10H54ZM66 9V10H65ZM161 9V10H160ZM173 9V10H172ZM54 12H53V11ZM63 10H65L64 12H62ZM154 13H153V12ZM158 11H159V13H158ZM177 11V12H176ZM178 11H179V13H178ZM193 11V12H192ZM53 12V13H52ZM156 12V13H155ZM232 12H233V16H235L234 14H236V12H235V9H233L232 10ZM251 12V11H250ZM190 13V15L188 16V14ZM29 14V15H28ZM134 14V17L135 16H137V14H135L134 12L132 13V15ZM155 14V15H154ZM243 13H241V15H242ZM249 14V13H248ZM247 14V15H248ZM22 15V16H21ZM79 17H78V16ZM176 15V16H175ZM181 15V16H180ZM250 15H251V13H250ZM157 16V17H156ZM164 16V17H163ZM180 17H182V18H180ZM242 17H244L243 15L241 16V18ZM256 17V16H255ZM255 17H252V15H251V17H249V15H248V17H247V20H251L252 18V21L254 20V18ZM32 18V19H31ZM68 18V19H67ZM131 18H133V16H131V14H129L127 17H125L124 18V20H125V24L124 25H126V24H128L129 22H128V19H131ZM162 20H160V19ZM166 18H168V19H166ZM175 18L177 19V20H175ZM178 18H180V20L178 19ZM186 18V19H185ZM152 19V20H151ZM242 19H245V18H242ZM58 20H61V21H58ZM108 20H111V19H107V20H105V21H108ZM155 20V21H154ZM168 20H169V22H168ZM180 21V23H178L179 21ZM184 20H186V21H184ZM57 21V22H56ZM105 21H100V22H98V23H96V24H94L95 26H97V28L100 30V32H103L104 34H109L110 36H112L113 34V30L111 29V28H113V27H109L108 29L106 28L107 26L105 25L106 23H104ZM151 21V22H150ZM159 21V22H158ZM176 21H177V23H176ZM16 22V23H15ZM53 22V23H52ZM154 22H156V23H154ZM163 22V23H162ZM183 22V23H182ZM8 23V24H7ZM70 23V24H69ZM73 23V24H72ZM80 23V22H79ZM78 23V26L81 28L80 29V31H82V32H84V30L87 32L88 30L85 28V26L83 25V23H82V21H81V24H79ZM158 23V24H157ZM162 23V24H161ZM165 23H167V24H165ZM176 23V25H173V24H175ZM61 24V25H60ZM154 24H155V26H154ZM178 24H182L183 26H179ZM59 25V26H58ZM70 25V26H69ZM102 25V26H101ZM163 25V26H162ZM168 25V26H167ZM169 25L170 26H172V27H175L174 29L172 28V27H169ZM13 26V27H12ZM18 26V27H17ZM104 26H106L105 28H104ZM160 26H161V28H160ZM167 26V27H166ZM177 26H179L178 28H177ZM84 27V28H83ZM155 27V28H154ZM2 28V29H1ZM14 28V29H13ZM69 28H70V30H69ZM163 28V29H162ZM169 30V31H167V29ZM170 28V29H169ZM83 29V30H82ZM107 29V30H106ZM159 29V30H158ZM179 30V31H178ZM20 31H21V33H20ZM153 31H155V32H153ZM180 31H182L183 32V34H182V32L180 33ZM4 32V33H3ZM28 32V33H27ZM36 32V33H35ZM38 32V33H37ZM176 32H179L181 35H179V33H178V35H176L175 36V34H177ZM14 33V34H13ZM20 33V34H19ZM88 33V39L90 40V39H92V41H93V39L94 38H96L95 36H94V34L93 33H91V32H87ZM154 33V34H153ZM163 33V34H162ZM172 33V34H171ZM34 34V35H33ZM171 34V35H170ZM60 35V36H59ZM63 35V36H62ZM93 35V36H92ZM167 35V36H166ZM23 36V37H24ZM35 36V37H34ZM94 37V38H92V37ZM172 36H175V39H174V37H172ZM178 37V38H177ZM75 38V39H74ZM157 38V37H156ZM164 38V39H163ZM167 38V39H166ZM173 38V39H172ZM177 38V39H176ZM77 39V40H76ZM162 39V40H161ZM171 39H172V41H174V42H172L171 41ZM17 40V39H16ZM164 40H166V41H164ZM170 42H168V41ZM151 41V42H152ZM162 41V42H161ZM160 42V43H159ZM15 44H16V42H14ZM162 43H163V45H162ZM172 43V44H171ZM164 44H166V45H164ZM38 46V45H37ZM163 46V47H162ZM165 46V47H164ZM168 46V47H167ZM227 46H229L228 48H227V50H225V52L227 53V55L229 56V55H235L236 53L237 54H239L238 52H240L241 54H242V57L241 58H244V59H249V57L251 56V55H249V54H247L248 53V51H249V53H250V50L252 49V51L253 50H256V48L258 47V46H253V47H251V48H247V47H250V45H247V44H238V43H230V44H228ZM263 46V45H262ZM261 45H260V47H261V49L263 48ZM160 47H161V49H160ZM170 47V48H169ZM242 47V48H241ZM260 47H258V48H260ZM38 48V49H37ZM157 48V49H156ZM257 48V49H258ZM43 49V50H42ZM89 49V50H88ZM91 49V50H90ZM163 49V50H162ZM33 50H34V48H33ZM41 50V51H40ZM156 50V51H155ZM166 52H165V51ZM174 50V51H173ZM43 51V52H42ZM85 50H83V52H84ZM93 51H95L94 49H92L90 46H87V52H85V53H83V55L85 54V56L86 55H89V53H91V52H93ZM155 51V52H154ZM164 51V52H163ZM96 52H98V56H97V59H98V57H99V55L101 56V53H99V51H96ZM225 52H223V53H225ZM243 52V53H242ZM247 54V55H249V57L245 54V53ZM257 52V50L255 51V53H253V54H255V56L257 55V56H261L262 55V52H261V54H259L260 53V49H259V51H258V54L256 53ZM3 54V52H0V57L2 56V54ZM43 53L45 54V56L43 55ZM59 53H60V55H59ZM164 53V54H163ZM9 54V53H8ZM169 54H171V55H169ZM236 54V55H237ZM244 54H245V56H244ZM252 54V55H253ZM150 55H151V57H150ZM169 55V56H168ZM47 56V57H46ZM167 56V57H166ZM244 56V57H243ZM247 56V58H245ZM254 55L252 56L254 59H256L257 57H255ZM150 57V58H149ZM218 57V58H217ZM237 57H238V55H237ZM48 61H47V60ZM58 59V58H57ZM147 59V60H146ZM176 61H175V60ZM221 60V55L220 54H218L217 56H216V60H218V61H215V63H212L211 62V65L209 66V71H208V74H210V77H208V78H206L205 80L207 81H210V82H212V81H218L217 83H215V84H217V85H219V84H222L221 86H222V88H225V89H227V88H229V90H228V92H226V95H224V96H222V98H221V96H219L221 99H218L219 97H217V99H214L213 101H212V104L214 105L216 102V104L214 105V106H218V107H213L212 105V107L213 108H217V110H218V114H219V112H220V120L222 121H220L219 123V125H220V128L222 129L219 133V135H221V134H227V132H228V134L229 133H233L232 131H236L237 130V128H236V130H233V129H235V127H236V111H235V109L237 108V107H239V108H241L242 106H248V107H250L251 108V110L248 112V115H252L253 116V118L251 119V120H249V122L246 124V134L248 133V131H251L252 130V128L253 127H255V126H260V124H262V123H264V116H263V114H262V109H263V107H264V80H262V78L260 79H258V75L257 76H253L250 72H245L243 69L241 70L240 68H238L239 70H237L236 68L237 67H235L236 65L238 66V63L236 64V61L234 60V62H233V60H228V61H230V62H227V64H229V65H225V64H223L222 65V61L220 62V60ZM50 60V61H49ZM53 60V59H52ZM154 62H153V61ZM158 60V61H157ZM174 60V61H173ZM1 61H3V60H1ZM45 61V62H44ZM166 61V62H165ZM64 62V63H63ZM220 62V64H218ZM58 63H60V64H58ZM148 63V64H147ZM57 64V65H56ZM101 64V65H100ZM158 64H160V66H158ZM163 64H164V66H163ZM212 64H215V65H212ZM218 64V65H217ZM230 64L231 65H234V67H235V69H233L234 67L232 66H230ZM66 65V66H65ZM100 65V66H99ZM106 65V66H105ZM115 66L114 67H112L114 70H115V78L118 80V81H122L123 79H122V74H120V76H119V73H120V68L117 66V64L115 63L114 64ZM119 65V64H118ZM155 65H157V66H154ZM162 65V66H161ZM120 66V65H119ZM139 65H137V67H138ZM175 66V67H174ZM212 66H213V68H212ZM220 66V67H219ZM228 66V67H227ZM69 68V70H68V68ZM95 67V68H94ZM103 67V68H102ZM106 67V68H105ZM115 67H116V69H115ZM140 67V66H139ZM138 67V68H139ZM145 67V68H146ZM157 67V68H156ZM158 67H159V69H158ZM171 67V68H170ZM211 67V68H210ZM230 67V68H229ZM51 68V67H50ZM225 68V69H224ZM231 68H232V70H231ZM97 69V70H96ZM137 68H134V70H132V71H135ZM166 69H168V71L166 70ZM172 69V70H171ZM175 69V70H174ZM229 69V70H228ZM255 69V68H254ZM99 70V71H98ZM100 70H104L103 72H101ZM159 70V71H158ZM174 70V71H173ZM225 70V71H224ZM228 70V71H227ZM108 71V72H107ZM154 71V72H153ZM157 71V72H156ZM160 71H162V72H160ZM222 71H224V72H232L233 73V77L234 78H232L230 81L231 82H229V80H228V83H227V80L225 81V82H220V79H221V72ZM253 71V70H252ZM156 72V73H155ZM166 72V73H165ZM242 72V73H241ZM264 72V71H263ZM122 73V72H121ZM160 73V74H159ZM162 73V74H161ZM164 73V74H163ZM170 73H171V75H173V77L170 75ZM236 73V74H235ZM241 73V74H240ZM68 74V75H69ZM118 74V75H117ZM142 74V73H141ZM213 74V75H212ZM244 74L246 75V76H244ZM248 74V75H247ZM104 75H105V77L107 78H105L104 77ZM234 75H236V76H238V77H236V76H234ZM250 75V76H249ZM158 76H161L160 78L158 77ZM220 77V79H218L219 77ZM248 76V77H247ZM163 77V78H162ZM166 77V78H165ZM168 77V78H167ZM218 77V78H217ZM246 77V78H245ZM1 78H3V76H1ZM84 78V79H83ZM102 78H104V79H102ZM148 78V76L146 75L145 76V80ZM160 79L161 80V78H162V80L160 81H158V80H156V79ZM194 78H196L195 76L193 77V78H191V83L190 82H188L189 84H190V86H192L193 84H194ZM217 78V79H216ZM99 79V80H98ZM100 79H102V80H100ZM106 79V80H105ZM144 79V78H143ZM3 80V79H2ZM92 80H93V82H92ZM95 80V81H94ZM167 80H169V82L167 81ZM258 81L259 82V84L258 83H256V81ZM84 81V82H83ZM106 81H108L107 83H105ZM173 81V82H172ZM236 81V82H235ZM255 81V82H254ZM261 81V82H260ZM2 82H4V80L2 81ZM99 84H98V83ZM238 82V83H237ZM98 84V87H99V89L101 88L102 89V91H101V89H100V91L101 92H99V89L98 90H95V89H97L98 87H97V84ZM105 83V84H104ZM160 83V84H159ZM262 83V84H261ZM90 85H93L94 87V91L93 90H91V91H89L88 89L89 88H87V86L89 87ZM159 85V86H158ZM157 86H158V88H157ZM171 86V87H170ZM232 88H231V87ZM17 88L16 89H18L17 91V93L16 92H14L13 94H15V95H17V96H19V97H17V96H15V95H13L15 98H20L21 96H23V91H26L25 89H22L21 87H19V85H18V82H17V86H16ZM135 87V86H134ZM108 89V92H109V94L107 93V89ZM249 88V90H251L250 92H253L248 98L249 99H247L246 98V100H243L242 101V99H243V96L246 94V93H248L249 92V90H247ZM104 89H106L105 91H103ZM202 89V90H201ZM200 90H198L197 92H196V97H199L200 96V93L203 91V87L201 88ZM247 91H246V90ZM255 89V90H254ZM23 90V91H22ZM192 90V89H191ZM244 90H245V92H244ZM254 90V91H253ZM83 91H85V92H83ZM97 93H96V92ZM138 92H139V95H141V93H140V88H139V90H137ZM170 92V93H166V92ZM172 91V92H171ZM193 91V90H192ZM201 91V92H200ZM21 92V93H20ZM90 92V93H89ZM112 92V93H111ZM117 92V94H115ZM137 92V93H138ZM154 92V93H153ZM98 93H99V95H98ZM159 94V95H157L156 96V94ZM166 93V94H165ZM172 93V94H171ZM197 93H198V95H197ZM243 93H245V94H243ZM79 94H81V97L84 99L83 100V102H80V101H82V98L80 97V95ZM94 94H95V96H96V98L94 97V98H92L93 96H94ZM103 94V95H102ZM108 94V95H107ZM113 94V95H112ZM154 94V95H153ZM76 95H79V96H76ZM119 95H120V97H119ZM243 95V96H242ZM90 96H92V97H90ZM99 96V97H98ZM102 96H103V98H102ZM105 96L107 97V98H105ZM108 96L111 98V99H114V101L113 100H111V99H109L108 98ZM112 96H114V97H116V98H112ZM121 96L123 97V99L121 98ZM142 96V95H141ZM153 96L155 97L154 99H152L153 98ZM160 96V97H159ZM167 96V97H166ZM173 96V97H172ZM234 96V97H233ZM242 96V97H241ZM13 97V98H14ZM77 97V98H76ZM224 97V98H223ZM231 97V98H230ZM233 97V98H232ZM237 97H241V98H237ZM79 98V100H77ZM106 100H105V99ZM159 98H160V100H159ZM161 98H162V100H161ZM169 98V99H170ZM174 98V99H173ZM229 98H230V100H229ZM76 99V100H75ZM81 99V100H80ZM94 99V100H93ZM96 99H98L99 100V102H101V103H103L102 105H101V110H98L97 109V100ZM107 99H109V100H107ZM152 99V100H151ZM225 99V100H224ZM231 99L233 100V102L231 101ZM116 100V101H115ZM157 100V101H156ZM217 100V101H216ZM223 101V102H227V107L228 108H231L230 109V111H231V114H230V117L228 116H226L225 114L226 113H224V112H226V110L224 109L225 107L224 106H222V102L221 101ZM235 100V101H234ZM236 100H238V101H236ZM18 101V99H16V102ZM103 101V102H102ZM109 101V102H108ZM118 101V102H117ZM153 101H155V102H153ZM197 100H195V110L194 111H192V112H190L189 113V116L187 117V120L189 119L190 121L189 122H187L188 124H187V128L188 129H190L191 130V128L196 124L195 122H199V121H201V124L199 123H197L198 125H199V128H198V126L197 127H195L194 126V128H192V129H194V130H192L193 132H189L190 130H188L187 128V130L185 129V128H183V132H185V131H187V134H183V137L184 136H186V138H184V143H185V152L183 153V156H182V162H184L183 164H182V166L183 167H185L184 169H183V167H182V172H181V175H184V177L185 178H183V176H182V178L183 179H186V180H188V181H190V182H192L193 184H192V186H191V183L189 182V183H185V182H188V181H186V180H184L185 182V185H187V186H189L188 184H190V188L191 189H194V191H197L198 189H200V190H198V192L201 194V196L202 195H204L205 197L204 198H207L208 199V201L205 203V205L206 206H204L203 208L201 207V209L202 210H205V211H207V213H209L210 212V214L213 216V218H214V220L216 221V222H219L220 223V221L219 220H221V217H217V216H219L218 215V213H217V208L215 209V207H217L218 205H216L217 204V199L219 198V197H221L222 195H224L223 194V192L222 191H220L219 193L218 192H216V194H214V195H211L212 193H214V187H213V185H212V182L210 181V179H211V177H213L214 176V174H211V177H210V175L209 176H207V175H205L204 173H202V171H201V169H199L198 170V168H196V165H195V163L196 164H198L197 162L200 160V156H199V154H197V152H198V150H199V148H200V146L201 145H203L204 144V141L206 142L207 140H208V138H209V136H211V135H213V130H210V133H209V131H208V129L205 127V124H206V122H205V120H204V118L205 117H200V115L199 114H204V113H202V112H204V110L205 109H207L208 107H210V106H203V105H200L198 102H196ZM219 101V102H218ZM80 102V103H79ZM131 102H133V104L135 103V105H133L132 106V103ZM214 102V103H213ZM232 102L233 104H230V103ZM237 102H239V103H237ZM243 102H245V103H243ZM96 103V104H95ZM165 103V104H164ZM208 103V102H207ZM218 103H219V105H218ZM241 103H243V104H241ZM96 106H95V105ZM114 104H117V109L115 110V105ZM122 104V105H121ZM127 104V105H126ZM61 105V104H60ZM108 105H109V107H108ZM119 105V106H118ZM157 105V106H156ZM230 105H234V106H231L230 107ZM237 107H236V106ZM33 106V109L34 110H36L34 107H35V105H32ZM64 106V105H63ZM123 107V106H129V107H132V109H133V111L137 108V106L139 107V108H137L136 109V111H134V115L136 116V119H134V120H136L135 121V123H134V126H135V129H134V132L135 133H137L138 132V135H135V133H125V132H122V131H119V130H117V128H118V126H117V122H116V119H117V115H119L120 113H119V111H120V107ZM222 106V107H221ZM241 106V107H240ZM59 107V108H58ZM95 107V108H94ZM135 107V108H134ZM174 108L172 109V114L173 113H175V114H173V116H175L174 118H177V117H179L178 116V106L176 105V103L174 104V106H173ZM177 107V108H176ZM188 107V106H187ZM211 107V108H212ZM62 108V109H61ZM203 108V109H202ZM227 108V109H228ZM39 108H37V110H38ZM98 110V112L96 111V110ZM113 109V110H112ZM220 109H223V110H220ZM51 110V111H52ZM55 110V111H54ZM109 110H111L113 113H109ZM203 110V111H202ZM64 111V112H63ZM114 111H116V113L114 112ZM100 112V113H99ZM135 112H137V114L135 113ZM142 112V111H141ZM66 113V114H65ZM234 113V114H233ZM261 113V114H260ZM58 114H60V115H58ZM76 114H78V115H76ZM161 114L164 116H161ZM73 116V118H72V116ZM224 115V116H223ZM45 116V117H46ZM140 116V117H139ZM198 118V121L196 120L197 118ZM225 116L227 117V118H225ZM63 118H64V120H63ZM65 118H67V119H65ZM74 118H75V120H74ZM192 118V119H191ZM196 118V119H195ZM55 119V120H54ZM56 119H57V121H56ZM72 119V120H71ZM112 119V121H113V119H115L114 120V123L116 124V126H117V128L116 127H114L115 126V124L113 123V127L111 126V128H109V129H111V130H107L106 128H104L103 127V125H102V123L103 122H105L106 120H111ZM68 122V123H70V125L68 126L67 124H66V121ZM103 120V121H102ZM140 120V121H139ZM194 120V121H193ZM196 120V121H195ZM50 121V122H49ZM78 121V122H77ZM205 123V124H203V122ZM42 122V123H41ZM48 122V123H47ZM139 122V123H138ZM141 122V123H140ZM235 122V123H234ZM56 123H57V125H56ZM62 123V124H61ZM193 123H195V124H193ZM224 123V124H223ZM138 124H140V125H138ZM186 124V123H185ZM192 126H191V125ZM40 125V126H39ZM119 125V124H118ZM189 125H190V127H189ZM204 125V126H203ZM235 125V126H234ZM65 126V127H64ZM140 126V127H139ZM249 126H251V128L249 129L248 127ZM70 127H72V128H70ZM142 127V128H141ZM169 128H170V125L168 126ZM186 127V126H185ZM141 128V129H140ZM197 128V129H196ZM203 128H205V130H202ZM43 131H42V130ZM34 130V131H33ZM39 130V131H38ZM41 130V131H40ZM71 130V131H70ZM94 130H96V132L94 131ZM98 130V131H97ZM143 130V131H142ZM225 130V131H224ZM64 131H66V134L65 133H63ZM69 131V132H68ZM91 131V132H90ZM93 131V132H92ZM196 131V132H195ZM238 131V130H237ZM43 132V133H42ZM97 134V135H95V133ZM97 132H99V133H101V136L102 137H100V134L99 133H97ZM120 132H122V133H125L126 134V136H125V134H122V133H120ZM206 132V133H205ZM40 133H41V135H40ZM56 133H57V135H56ZM60 133H62V135H60ZM91 133V134H90ZM109 133V134H108ZM144 133V134H143ZM196 134V135H194V134ZM202 133V134H201ZM205 133V134H204ZM89 134V135H88ZM94 134V136H95V138L93 137V136H91V135H93ZM105 134V135H104ZM118 136H116V135ZM118 134H120V137H119V135ZM131 134V135H130ZM140 134V135H139ZM191 134H193L192 136H191ZM237 135L238 134V132L237 133H234V135ZM75 135V136H74ZM85 135H86V138H85ZM110 135H114V136H110ZM123 135V136H122ZM128 135H130L131 137H135V138H138V139H140V137L141 138H143L142 140V143H141V145L140 146H138L137 148H136V146L135 147H133V146H129V147H127V145L125 144L124 145V148H123V145L122 144H124V143H122V139H121V137H123V138H125V137H127ZM135 135V136H134ZM189 135V136H188ZM249 135V134H248ZM59 136H60V138H59ZM73 136H74V138H73ZM97 136L99 137V139H97ZM107 136H109L110 138H108L109 140H111L110 142H109V140L107 139ZM139 136V137H138ZM146 138H145V137ZM194 136H196V137H194ZM44 138V139H42L43 141H45L46 143H43V141H42V143L40 144V140H39V138ZM65 137V138H64ZM87 137H89V138H87ZM106 137V138H105ZM116 138V139H114L115 140V142H114V140H113V138ZM189 137V138H188ZM68 138V139H67ZM79 138V139H78ZM82 138V140H80ZM112 138V139H111ZM190 138H191V140H192V142H190V141H188V139L190 140ZM195 138V139H194ZM237 138V137H236ZM235 138V139H236ZM37 139V140H36ZM46 139V140H45ZM61 139V140H60ZM63 139H64V141H63ZM67 139V140H66ZM92 140V139H95V141L96 142H94V140L93 141H91L90 142V140ZM101 139V140H100ZM207 139V140H206ZM234 139V141H233V143H236V145H235V147L233 146L232 148L230 147V148H228V150H227V154H226V156H225V160H223V165H227L228 163H231V170L233 171V173L235 174L234 176H233V178H232V181H233V190H234V192L238 195L237 196V198L235 199V204H236V206H237V204H238V206H240V205H243V204H245V203H248V204H253V203H256V201H257V204H259V206L261 207V210H260V215H259V224H258V227H257V229H256V232H255V235H256V237L258 238V239H260V240H264L263 238V234L262 233H264V211H262V210H264V191H263V189H264V187H263V189H261V188H254L255 186H253V182H252V180H250V179H253V178H251L252 176H251V173L253 172V165H252V163H251V161L249 160V159H247V158H245V154H246V152H245V150H247V149H250L249 147H253L255 144L250 140L251 138L249 137V136H246V138L244 139V140H242V142L240 143L239 142V140H235ZM67 141V143L69 144V146L67 145V143H66V141ZM86 140V141H85ZM87 140H88V142H87ZM107 140V141H106ZM118 140V141H117ZM194 140H196V141H194ZM71 141V145L73 146V147H71V145H70V142ZM83 141H85L84 143H83ZM101 143V145H100V143ZM105 141V142H104ZM162 141H165V136H162ZM186 141V142H185ZM187 141H188V143H187ZM12 142H14V141H12ZM49 142H51V143H49ZM64 142H65V144H64ZM79 142V143H78ZM87 142V143H86ZM94 142V143H93ZM98 142V143H97ZM103 142V143H102ZM109 142V143H108ZM120 142L122 143V144H120ZM190 142V143H189ZM47 143H49V144H47ZM79 144L78 146L77 145H75V144ZM105 143H106V145H105ZM110 143H112V145H110ZM119 145V147H118V145ZM144 143V144H143ZM195 143V144H194ZM198 143H200L199 145H198ZM202 143V144H201ZM45 144V145H44ZM47 144V145H46ZM84 144H85V146H84ZM87 144H91L90 146H87ZM104 144V145H103ZM113 144H115V145H113ZM154 146H153V145ZM61 145V146H60ZM62 145H64V146H62ZM116 145H117V147H116ZM121 145V146H120ZM188 145H190V146H188ZM194 145V146H193ZM195 145H198V146H195ZM252 145V146H251ZM17 146V147H16ZM16 146H14V147H12V149L14 148L15 150L18 148V145H16ZM47 146V147H46ZM74 146L76 147V149L74 150ZM83 147V150L82 149H79L80 150V153L81 152H86V153H84V160H82V158H83V153L80 155V153H79V151H77V149L78 148H81V147ZM94 146H96V147H94ZM116 147V148H114V147ZM149 148H148V147ZM152 146V147H151ZM40 147V148H39ZM63 147V148H62ZM66 147V148H65ZM70 147V148H69ZM86 147V148H85ZM144 147V148H143ZM146 147H147V149H146ZM44 149V150H42V149ZM45 148H46V150L48 151V152H53V154L55 153V155L53 156V154L52 153H45L46 152V150H45ZM50 148V149H49ZM57 148H61V150H59V151H63L61 154L63 155H61L60 154V152L58 151L57 153H56V151H55V149L57 150ZM66 149V151H67V153L65 152V149ZM67 148H69V149H67ZM88 148H90V149H88ZM120 148H122L121 150H120ZM127 148H129V149H132V148H136L137 149V151L139 152V156H136V158H139V162H137L138 161V159H135V158H133V162L135 161V163L136 164H134V165H136L135 167H136V169H135V171L132 169V167H129V164H128V162H127V160L129 159V158H131V157H133L132 155L133 154H131V153H133L134 152V150H129L128 149V152H126L127 151ZM160 149V150H158V149ZM13 149V150H14ZM42 150V153H44L42 156L39 154V153H41V150ZM63 149V150H62ZM91 149H92V151H91ZM94 149V150H93ZM97 149V150H96ZM99 149H102L103 151H105V152H102L101 150H99ZM124 149V150H123ZM126 149V150H125ZM135 149V150H136ZM191 149H192V151H191ZM14 150V151H15ZM51 150V151H50ZM82 150V151H81ZM89 152H88V151ZM145 150V151H144ZM151 152H150V151ZM1 151V150H0ZM55 151V152H54ZM69 151H73V152H71V154H70V152ZM101 154H99L98 152ZM107 151H108V154H107ZM140 151H143V153H144V155H143V153L142 152H140ZM152 151H153V153H152ZM191 151V152H190ZM75 152V153H74ZM78 152V155H80V156H78L77 155V157H76V153ZM125 152V153H124ZM129 152H130V154H129ZM158 152V153H157ZM69 153V154H68ZM105 155H104V154ZM149 153H152V154H150L149 155ZM67 154V155H66ZM73 154V155H72ZM91 154V155H90ZM97 156H96V155ZM103 154V155H102ZM39 155V156H38ZM47 155V157L45 158L44 156H46ZM48 155H49V157L51 156V159H48L49 157H48ZM58 155V156H57ZM90 155V156H89ZM92 155H94L95 157H93ZM125 155V157L122 159L121 157H123ZM145 155H148V156H145ZM60 156V157H59ZM65 156H67V157H65ZM68 156H69V158H68ZM71 156H73V157H71ZM141 156V157H140ZM150 156H154V159H156V160H154L152 157H150ZM186 156V157H185ZM197 156H199V157H197ZM40 157H42L41 159H40ZM44 157V158H43ZM63 159H62V158ZM65 157V158H64ZM75 157V158H74ZM78 157H81V158H78ZM92 157V158H91ZM97 157V158H96ZM126 157H127V160H126ZM157 157V158H156ZM190 157H192V158H190ZM22 158V157H21ZM31 158H32V160H31ZM40 159V162H39V165H37L38 163H37V160L38 159ZM54 158H56V159H54ZM57 158H59L58 160L59 161H57ZM62 160H61V159ZM66 158H68V159H66ZM88 158V159H87ZM90 158V159H89ZM94 158L96 159V160H94ZM149 158V159H148ZM186 158V159H185ZM192 159V160H190V159ZM47 159V160H46ZM66 159V160H65ZM79 159V160H78ZM87 159V160H86ZM152 159V160H151ZM158 159V160H157ZM173 159V161H174V158H172ZM26 160V161H25ZM31 160V161H30ZM50 161V163H51V165H48V164H50V163H48L49 161ZM55 160H56V165L58 164V166H56L55 165V163L53 164V162H55ZM64 160V161H63ZM69 160V161H68ZM71 160V161H70ZM73 160H75V161H73ZM88 160H91L90 161V164H89V162H87ZM98 160V161H97ZM100 160V161H99ZM123 160V161H122ZM137 160V161H136ZM149 160V161H148ZM188 160H190V162L188 161ZM194 160V161H193ZM29 161V162H28ZM48 161V162H47ZM63 161V162H62ZM67 161H68V163H70V164H68L67 163ZM97 161V162H96ZM152 163H154L155 164V166L157 167V168H155L154 169V167L153 166H150V165H152L151 164V162ZM158 161V162H157ZM187 161V162H186ZM191 161L192 162H194V163H191ZM196 161V162H195ZM57 162H59V163H57ZM67 164V166H66V164ZM73 162H75V163H73ZM79 162V163H78ZM81 162V163H80ZM86 163V164H84V163ZM96 162V163H95ZM103 163V164H105L104 165V167H106L107 169H104L103 168V164H102V166L100 165V164H98V163ZM127 162V163H126ZM142 162H143V164H142ZM156 162V163H155ZM62 163H64V164H62ZM74 164L73 165V167L71 166V164ZM92 163V164H91ZM119 163V164H118ZM121 163H123V164H121ZM35 164V165H34ZM53 164V165H52ZM62 164V165H61ZM81 164V165H80ZM89 164V165H88ZM94 164V165H93ZM125 164H126V166H125ZM149 164V165H148ZM157 164V165H156ZM185 164V165H184ZM187 164V165H186ZM190 164V165H189ZM34 167H33V166ZM48 165V166H47ZM77 165H80V166H83V165H86L85 166V169H86V172H87V170L89 171V176H86V172L83 170V167H76ZM87 165L88 166H96V167H102L105 171H107L108 172V174L107 173H105V172H102L103 173V176H102V173L101 174H99V176H98V174H97V176H98V181H101V179H102V177H103V179L104 180H106L105 178H107V180L106 181H104L103 179V181H101V183L102 182H104L103 184H98L99 185V188H98V186H97V184L95 183V185H94V183H93V185H92V187H89V185H88V181H89V177L91 176L90 174H95L96 175V173H93V170H92V166H91V169H90V167H88L87 168ZM121 165V166H120ZM50 166V167H49ZM52 166H54V167H52ZM58 167V169L56 168V167ZM63 166L65 167V169L63 168ZM119 166V167H118ZM144 166H146V167H144ZM148 166H150V169H149V167ZM187 166H188V169L189 170H187ZM52 167V168H51ZM60 167H61V170H63V173L61 172V170H60ZM98 167V168H99ZM159 167V168H158ZM196 169H195V168ZM48 168H49V170H48ZM75 168V169H74ZM76 168H78V169H76ZM131 168L134 172H132L131 171V169L129 170V169ZM145 168H148V169H145ZM50 169H51V173L52 172H56V171H58L57 173H53V175L54 174H56V175H54L53 177H52V182H51V180H50V178H51V176H52V174H49L50 173ZM53 169H55L56 171H52ZM69 171H68V170ZM72 169H74V170H72ZM109 169H110V171H109ZM112 169V170H111ZM141 169H143L142 171H143V173H142V171H141ZM248 169V170H247ZM11 170V169H10ZM14 170V169H13ZM113 170H115L114 171V173H115V175L117 174L118 175V172H121L120 173V175H116L114 178L116 179L115 180V182L113 183L114 184V188L113 187H111V185H110V183L109 182H107V181H110V180H108V178L110 177H105L106 175L105 174H107V175H109V174H111V171H112V173H113ZM126 170V172L125 173H123L124 171ZM244 170H247L248 172H249V175L248 176H244L245 178H241V172H244ZM60 171V172H59ZM66 171H68V172H66ZM101 171H103V170H101ZM123 171V172H122ZM140 171V172H139ZM150 173H149V172ZM153 171H154V173H153ZM157 171V172H156ZM187 171V172H186ZM49 172V173H48ZM70 172V173H69ZM78 172H80V173H78ZM85 172V173H84ZM92 172V173H91ZM110 172V173H109ZM130 172V174H133V173H137V174H143V176L145 175V177H147L148 178V176L150 175L151 176V174H157V176H159V177H157L156 179H162V180H164V181H160V184L161 185H159V186H157L156 188H157V190H155L156 188H155V185H151V183H154V175H153V180L152 179H150V181H149V183L147 182V183H145V184H138V185H136V182H137V179H135V181L132 179V178H130V176H129V173ZM145 172V173H144ZM167 172V173H166ZM184 172V173H183ZM190 172V173H189ZM201 172V173H200ZM35 173V174H34ZM82 173V174H81ZM113 173V174H114ZM147 173V174H146ZM186 173V174H185ZM190 174V177H192L191 179H190V177H189V174ZM32 174V175H31ZM65 174V175H64ZM68 174V175H67ZM69 174H70V177H68L69 176ZM149 174V175H148ZM26 175V176H25ZM34 175H35V177H34ZM38 175V176H37ZM59 175V176H58ZM74 175V176H73ZM80 176V177H75V176ZM122 175V176H121ZM126 175V176H125ZM30 176H33V177H30ZM36 176L38 177V179L36 178ZM45 176H43V179L45 178ZM62 176H64L63 178H62ZM72 176L74 177V180L73 179H71L72 178ZM112 176V175H111ZM121 176V177H120ZM129 177V181H130V185H133V186H130L131 188H132V190L130 189L129 190V185L127 184L129 181H128V177ZM149 176V177H150ZM187 176H188V178H187ZM206 176H207V178H206ZM48 177H49V179H48ZM58 177V178H57ZM101 177V178H100ZM121 179H120V178ZM243 177V176H242ZM32 179V182H31V179ZM40 178H41V176H40ZM53 178H55V179H53ZM61 178V179H60ZM73 180L74 182L76 181L75 179L77 178V180L78 179H80L81 178V180H78L77 181V183L76 184H74V182L72 183V181L70 180ZM86 178V179H85ZM114 178H113V180H114ZM151 178V177H150ZM197 178V179H196ZM35 179V180H34ZM37 179V180H36ZM68 179L71 181V182H69L68 181ZM126 179V180H125ZM193 179V180H192ZM249 179V180H248ZM20 180H21V183H19L20 182ZM48 180L50 181V182H48ZM85 180V181H84ZM248 180V181H247ZM35 181H37V183L35 182ZM85 183H84V182ZM152 181V182H151ZM195 181V182H194ZM250 181V182H249ZM87 182V183H86ZM121 182V183H120ZM132 182H135V183H132ZM162 182V183H161ZM248 182V183H247ZM31 183H33L34 185V187L32 186V184ZM51 185H50V184ZM70 183V184H69ZM72 183V184H71ZM79 183H80V185H79ZM105 183H107V184H105ZM164 183V184H163ZM196 183V184H195ZM251 183V184H250ZM30 184H31V186H30ZM70 185V186H68V185ZM83 184H86V185H83ZM135 184V185H134ZM167 185V188L165 187L166 185ZM66 185V186H65ZM103 187H102V186ZM107 185V186H106ZM110 185V186H109ZM139 185H141V186H144V187H141L140 188V186ZM149 185V186H148ZM194 185V186H193ZM196 185V186H195ZM248 185H249V188H248ZM17 186V187H16ZM68 186V187H67ZM83 186H87V187H84L83 188ZM135 186H139V188L140 189H136V188H138V187H135ZM251 186V187H250ZM253 186V187H252ZM33 187V188H32ZM71 187V188H70ZM89 187V188H88ZM106 187H109V194H108V188H106ZM165 187V188H164ZM213 187V188H212ZM16 188H17V191H16ZM30 188V189H29ZM58 188L60 189V190H58ZM92 188V189H91ZM101 188V189H100ZM103 188V189H102ZM113 189L112 191H111V189ZM144 188V189H143ZM147 188V189H146ZM160 188V189H159ZM26 189V190H25ZM49 189V190H48ZM51 189V190H50ZM80 189V188H79ZM88 190V189H90V191L92 192V193H90V191L88 190V191H86V190ZM93 189H96V190H99V192L97 193V191L96 190H93ZM107 189V190H106ZM145 189H146V191H145ZM148 189H151V190H149L150 192H153L154 193V195H155V199L156 198H158L157 200L158 201H156V202H154L155 203V207L158 209V210H150L149 211V209H150V206L149 205H146L147 203H150V205H152V204H154L153 202H152V200H151V198H148V195H149V191H148ZM164 189V190H163ZM14 190V191H13ZM54 190V191H53ZM85 192H84V191ZM93 190V191H92ZM160 190H161V192H160ZM166 190V191H165ZM12 191V192H11ZM79 191V190H78ZM95 191V192H94ZM129 191V192H128ZM148 191V192H147ZM155 191V192H154ZM157 191V192H156ZM167 192V193H165V192ZM211 191H213L212 193H211ZM248 191V192H247ZM16 192V193H15ZM24 192V193H23ZM89 192V194H87ZM103 192V193H102ZM110 192H113V195L111 196V194L112 193H110ZM247 192V193H246ZM96 193V195L95 196H92V195H94ZM105 193V194H104ZM135 193V194H134ZM155 193H157V194H155ZM159 193V194H158ZM162 193V194H161ZM171 193V194H170ZM177 195H175V194ZM262 193V194H261ZM97 194H98V196H97ZM148 194V195H147ZM34 193H33V197H34ZM51 195V194H50ZM132 195V196H131ZM153 195V196H154ZM248 195H251V199L253 200V202L251 201V199L248 197ZM14 196H16V197H14ZM23 196V195H22ZM53 196V195H52ZM152 196V197H153ZM174 196L176 197V198H174ZM57 197V196H56ZM86 197V198H85ZM92 197V198H91ZM111 197L112 198H114V200L113 199H111ZM177 197H183V200H181V202L179 203V201L178 200H175V199H177ZM261 197V198H260ZM263 197V198H262ZM91 198V199H90ZM146 198L148 199V200H146ZM165 198H167L165 201L166 202H164V203H166V204H164V206L162 205V203L160 202V201H162L163 199H165ZM174 198V199H173ZM192 198V199H191ZM217 198V199H216ZM90 199V200H89ZM93 199V200H92ZM150 199V200H149ZM216 199V201L214 202V200ZM250 199V200H249ZM257 199V200H256ZM16 200H14V201H16ZM82 200V199H81ZM113 200L114 201V203L113 202H111V201ZM245 200H246V202H245ZM247 200H249V202L247 201ZM14 201H10V202H14ZM83 201V200H82ZM164 201V200H163ZM243 201V202H242ZM255 201V202H254ZM259 201V202H258ZM260 201H261V203H260ZM87 202V203H86ZM90 202V203H89ZM145 202V203H144ZM147 202V203H146ZM208 202H213V203H211L210 204V207H209V203ZM240 202V203H239ZM245 202V203H244ZM252 202V203H251ZM8 203V202H7ZM58 203V202H57ZM56 202H55V204H57ZM132 203H133V206L134 207H132ZM161 203V204H160ZM208 203V204H207ZM215 203V204H214ZM243 203V204H242ZM33 204H34V202H33ZM59 204V203H58ZM57 204V205H58ZM90 204V206H88V205ZM113 205V206H115V207H113V206H111V205ZM115 204V205H114ZM216 205V206H214V205ZM220 204V206L218 207V208H221V209H219V210H221V211H224L225 213H229V211H227V209L226 208H228V206L226 205V204H224V203H219ZM55 206V205H53V207H54V209H53V207H52V209H51V211H55V209L56 208H58V210L57 211H55L54 212V215H56L57 216V218H56V216L54 217V221L56 222L58 219H60V217L61 216H65V214H69L70 216H71V218H73V216L75 217V215H77V214H80V213H78V212H76V210L78 211V209L80 210H82V211H84V212H87V210H88V208H85V206H84V204H83V202H82V204H81V201H80V203L78 204V205H76V210H74V208H72L71 206H70V210L69 209H67V206L68 205H66V204H64V203H60L58 206ZM82 205V207H80ZM161 205V206H160ZM31 206L32 207H37L38 205H36V202H35V204H34V206L33 205H30V204H28V209H26L25 208V212H27V211H29V209L31 208ZM62 206L64 207V206H66V208H65V210L64 209H62ZM159 206L160 207H162V209L161 208H159ZM176 206H178V207H176ZM180 206V207H179ZM185 206H186V208H185ZM61 208V212L59 211V209ZM69 207V206H68ZM79 207V208H78ZM110 207H112V208H110ZM187 207H188V209H187ZM193 207V208H192ZM196 207V208H195ZM23 207H21V209H22ZM72 208V209H71ZM110 208V209H109ZM132 208V209H131ZM175 208V209H174ZM224 208V209H223ZM66 209H67V212H66ZM113 210V214L112 213H110V212H112V210ZM135 209V210H134ZM152 209V208H151ZM160 209V210H159ZM63 210H64V212H66L65 214H64V212H63ZM70 211V213H69V211ZM76 212V214L74 213V215L72 216V214H71V212ZM109 210V211H108ZM134 210V212H132ZM166 210H168V211H166ZM202 210H200V212H201V215H203V217H204V219L205 218H207V215L205 214V213H203V211ZM216 210V214H217V216H215L216 214L214 213V211ZM15 211H16V213H15ZM15 211L13 210L12 211V213H13V215H14V217L13 218H15L16 219V221H18L19 223L21 222V221H23V220H21L22 219V217L21 218H19V216H23L22 215V213H20V212H18L16 209H15ZM105 211H102V209H101V207L99 206H93V208L91 209V211H90V213L92 214V213H94V215L92 214V216L93 217H98V214H99V216H101L102 214H103V212H105ZM170 211H172V212H170ZM62 212H63V215H61L62 214ZM83 212V213H84ZM99 212V213H98ZM101 212H102V214H101ZM109 214H108V213ZM162 212H164V213H162ZM166 212V213H165ZM181 213H182V211H180ZM199 212V213H200ZM213 212V213H212ZM19 213L21 214V215H19ZM60 213V214H59ZM95 213L97 214V216L95 215ZM174 213V214H173ZM198 212H197V214L195 213H191L190 215L194 218L193 220H194V222H195V224H197L198 225V227L196 226V231L198 230V232H199V234L201 235V232H202V235L201 236H203L204 234H205V236L203 237L204 238V240H203V244L205 243V245H204V248H202V251L205 253V254H207V256L206 257H208V259L210 260H208L206 257H205V261H207L208 260V264H217V263H219V264H226L227 262H228V264H230L231 263V260L229 259V256L227 255V254H225V252L222 250L221 251V248H220V251H219V243H218V240H217V238H215L216 236L214 235L213 237H214V239H213V237L211 238L210 236H208V235H212L211 233L210 234H206L205 233V230H204V226H203V222H202V219H201V215L199 214ZM126 214V216H124ZM199 214V215H198ZM12 215V216H13ZM17 215V216H16ZM85 215H86V213H85ZM134 215H136V216H134ZM113 216V217H114ZM215 216V217H214ZM112 217V218H113ZM63 218V217H62ZM135 220H134V219ZM139 219V221H138V219ZM220 218V219H219ZM127 219H129V220H127ZM132 219V220H131ZM171 220V221H168V220ZM200 219V220H199ZM219 219V220H218ZM21 220V221H20ZM26 221V223L28 222L27 221V219L25 220ZM172 222V223H171ZM174 223H175V225H174ZM176 223H180L181 224V226H180V224H178V225H176ZM200 225H199V224ZM202 223V224H201ZM132 225H133V227H132ZM137 225V226H136ZM201 225H202V227H201ZM177 226V227H180V229H178L177 227L175 228V227ZM19 228H22V227H19ZM27 228H29L28 226H27ZM143 228H145V229H143ZM157 228V229H156ZM173 228V229H172ZM23 229V228H22ZM136 229V230H137ZM141 229H143V230H141ZM151 229V230H150ZM153 229H156V230H153ZM172 229V230H171ZM175 229V230H174ZM177 229V230H176ZM182 229V230H181ZM135 232H136V230L135 229H133ZM148 230H149V232H148ZM158 230V231H157ZM201 231V232H200ZM258 231V232H257ZM138 232V231H137ZM172 232V233H171ZM68 233L69 234H71L70 232H67V236H71L72 237V234L71 235H68ZM257 233V234H256ZM170 234H171V236H170ZM262 234V235H261ZM65 235V237H67ZM74 235V234H73ZM206 235H207V237H206ZM258 235H260V237H258ZM27 238H26V242L28 243V245L29 246H33V247H36V246H39V244H37L36 242H35V239L33 238L34 236H35V234L34 233H28L27 234ZM33 236V237H32ZM262 236V237H261ZM33 239H32V238ZM73 237H75V236H73ZM164 237V236H163ZM170 237H172L171 239H172V241H170L171 239H169ZM208 237H210V239L208 238ZM68 239H70L69 237H67ZM72 239V238H71ZM70 239V240H71ZM75 239V240H74ZM78 238L77 237H75V238H73V240L74 241H71V242H75L76 240H77ZM169 239V240H168ZM205 239H206V241H207V243L209 244V246H208V244L206 243V241H205ZM209 239V240H208ZM211 239H213L215 242H213V241H211ZM8 239L6 238V241H7ZM217 240V241H216ZM32 241H34L33 243H32ZM175 241V240H174ZM205 241V242H204ZM241 241H244L243 239H241ZM239 242V246H238V250H237V264H241L243 261H248V260H253V258H257L258 260H261L262 259V257H263V255H264V252L262 253V251L260 252V248L258 249V248H255V246H254V244H255V238L254 237H249L248 238V240H246V242H244V243H242V242ZM210 242H211V245H210ZM218 244H217V243ZM7 243V245L5 246L4 244H2V245H4V246H2L3 248L5 247H7V251L6 250H4V251H6V252H4V254L5 255H10L11 256V254L10 253H12L11 252V250L10 249H8V248H10L11 246H9L8 245V241L6 242ZM168 243H170L173 247H171V246H169V244ZM207 244V245H206ZM182 247H181V246ZM184 245V246H183ZM216 245H218V246H216ZM169 246V247H168ZM207 246V247H206ZM214 246H215V248L217 247L218 249H217V252L215 251L216 249H214ZM171 247V248H170ZM179 247H181V249L183 248V250H181V249H179ZM203 247V246H202ZM210 247V248H209ZM212 247H213V249L214 250H212ZM171 250V251H170ZM211 250H212V252H211ZM256 250H258V251H256ZM85 251H86V249H84V250H81V251H79L77 254H79V255H77L76 254V259H74V258H72V260H73V263H72V260L71 261H69L70 259L69 258H67L66 256V258L63 256L64 254H62V256H61V258H59L58 259V261L57 262H60L61 264H91V261H92V263L93 264H95L94 263V260L96 261L97 259H95L94 257H89V255L87 256V255H85ZM170 251V252H169ZM246 251H247V253H246ZM82 252V253H81ZM214 252V253H213ZM216 252V253H215ZM213 253V254H212ZM250 253L252 254V256H250ZM80 254L82 255V256H80ZM211 254V255H210ZM218 254H222L221 256L220 255H218ZM225 254V255H224ZM247 256H246V255ZM174 255H175V258H174ZM176 255H177V257H176ZM180 255V256H179ZM215 258H217L216 260L218 261H214V257ZM10 256H5L6 257V263L5 264H13L12 263V260H11V258H10ZM77 256H78V258H77ZM83 256H86V258H84V260H83ZM153 256L154 257H156V258H153ZM172 256V257H171ZM179 256V257H178ZM202 256L203 255H201L200 256V258H202ZM218 256H219V258H218ZM79 257H81L80 259H79ZM88 257V258H87ZM100 257V256H99ZM99 257H97V258H99ZM151 257V256H150ZM149 257V258H150ZM223 258V259H221V258ZM248 257H251V258H249L248 259ZM253 257V258H252ZM9 258V259H8ZM90 258H92V259H90ZM151 258H153V259H151V260H155V259H158L157 260V263H158V261H159V258H157V256L156 255H154V254H152V257ZM173 258V259H172ZM176 258H177V260H176ZM180 258V259H179ZM213 258V259H212ZM224 258H225V262H221L220 261V259L221 260H223L224 261ZM241 258V259H240ZM245 258H246V260H245ZM100 259V258H99ZM82 260V261H81ZM176 262H175V261ZM188 260V259H187ZM83 262V263H82ZM210 262V263H209ZM217 262V263H216ZM221 262V263H220ZM194 264V263H191L190 261L188 262L187 261V263L186 264ZM161 264V263H160ZM231 264H234V263H231Z\"/></svg>","mask_w":264,"mask_h":264}]
</instances>
